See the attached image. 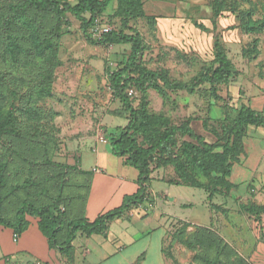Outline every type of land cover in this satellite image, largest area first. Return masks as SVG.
I'll return each instance as SVG.
<instances>
[{
    "label": "rangeland",
    "instance_id": "374dc122",
    "mask_svg": "<svg viewBox=\"0 0 264 264\" xmlns=\"http://www.w3.org/2000/svg\"><path fill=\"white\" fill-rule=\"evenodd\" d=\"M19 1L0 0V106L2 114L11 112L15 116L19 130L18 137L0 138V156L8 163L29 165L18 174L12 172L21 184L30 176L32 165L67 164L78 153L84 167L93 166L96 153L90 149L92 144L85 142L100 130L111 127L116 131L126 124L124 118L116 117L123 105L114 97L109 76L123 66L131 46L90 43L80 23L70 15L59 21L55 14L32 12L29 18L34 26L18 29L5 18L8 14L5 7L7 10L8 3ZM142 1L145 16L128 20L127 26L118 13L117 0H112L95 25L100 30L139 32L143 52L131 76L138 78L154 72L167 80V85L160 81L148 83L140 98L133 101L136 108H142L145 116L154 118L157 124L166 121L175 127L189 124L208 143L216 141L211 122L233 119L241 105H249L264 116V29L256 33L246 29L247 24L264 20V0H237L238 11L218 15L210 8V0ZM94 30L90 29L89 34L92 40H98ZM34 38L36 41L31 42ZM13 40L23 50L17 59L5 51ZM217 46L231 61V78L227 84L215 87L197 86L194 78L216 67ZM154 123L150 124L152 128L161 133V126ZM175 138L179 147L184 142H194L188 134L179 132ZM256 139L264 146V127L249 128L240 162H246L250 143ZM25 141L30 143L22 145ZM179 149L175 147L176 152ZM45 157L48 161H44ZM158 163L156 160L153 166ZM160 169L150 188L161 193L171 184L175 186L172 194H177L182 203V210L161 199L157 204L160 211L169 210L168 213L183 218L173 217L166 225V258L172 264H202L198 256L205 252L200 248V230L206 229L233 243L239 257L250 259V248L256 241H263L260 230L264 229V215L257 223L255 216L249 217L243 208L250 202L264 205V156L252 177L235 185L231 195L219 187L223 193L208 197L204 190L174 183L177 177L173 165ZM203 182L212 187L213 181ZM8 233H0V245L14 247L16 243L11 234L8 238ZM76 245L79 247L81 241H76ZM143 245L141 241L126 248L123 255H114L99 264H123L119 263L122 257ZM100 246L99 241H91L88 249L102 258L122 247L111 244L101 251ZM235 253L230 257L232 263ZM94 256L78 264H96ZM153 258L151 254L150 263ZM13 262V257L10 262L0 259V264Z\"/></svg>",
    "mask_w": 264,
    "mask_h": 264
},
{
    "label": "trees",
    "instance_id": "16d2710c",
    "mask_svg": "<svg viewBox=\"0 0 264 264\" xmlns=\"http://www.w3.org/2000/svg\"><path fill=\"white\" fill-rule=\"evenodd\" d=\"M74 1V4L65 0L11 2L8 3L7 10L5 7L6 13L8 11L5 18L18 29H22L34 26L32 19L29 18L32 12L55 14L59 21L70 15L80 23L90 43L105 47L131 46L130 55L123 66L109 76L114 88V97L123 105L122 112L116 117L126 119L127 125L109 133L107 137L112 146V154L123 158L126 165L138 171L139 190L135 195L126 197L121 207L102 213L91 222L83 214L87 182L76 172V164L45 162L46 164L42 165H32L30 176L20 184L17 182V176L12 172L16 171L18 174L23 167H29V165L13 161L8 163L0 156V231L9 230L12 238L15 235L18 236L17 242H19L30 225L36 224L40 233L46 238L50 250L58 251L64 259V264H75L73 242L79 235H105L114 221L142 204L149 197L148 189L152 172L164 166H174L177 177L174 183L176 184L204 190L208 193V197L223 193L219 187L230 191L231 195L232 189H235V185L230 181L232 169L245 153L244 140L249 128L264 127L263 114L245 104L241 105L233 119L211 122L212 132L216 138L214 143L206 142L204 137L196 134L189 124L175 127L167 125L168 121L157 124L154 118L146 117L144 110L136 108L133 101L140 98L141 90L144 92L148 83L158 81L163 85L168 83L163 76L154 72L145 73L138 78L131 76L133 70L138 67L143 52L141 34L137 31L127 34L124 31L112 30L98 35V40H92L89 30L95 27L97 18L105 12L112 0ZM117 2L118 13L124 20L125 26L128 25V20L145 16L142 0H117ZM209 6L217 15L227 11L236 12L240 8L237 0H210ZM246 29L254 33L262 32L264 20L247 24ZM33 41H36L35 38L31 40ZM32 45L34 46L35 43ZM216 49V67L197 75L194 78L197 86L215 87L229 82L231 61L221 50V46H217ZM5 51L17 59L23 50L13 40L5 46ZM129 89H134L137 96L130 98ZM15 122V116L11 112L7 115L2 114L0 106V138L19 136ZM153 122L161 126V133L155 132L152 128ZM178 132L188 134L194 142H184L179 147L175 138ZM151 134L155 137L152 138ZM27 143L30 141H25L22 145ZM175 147L180 149L176 152ZM156 160L159 163L153 166ZM44 161H48L46 157ZM204 179L213 181L212 187L206 186ZM243 209L249 217L255 216L257 223L262 221L264 205L250 202ZM261 229L260 239L264 241V229ZM205 230H200L202 235L199 242L200 248L205 252L198 256L202 264H252L239 257L222 237ZM191 243L195 245V242ZM214 251L216 255L212 254ZM234 253L236 257L232 263L230 257Z\"/></svg>",
    "mask_w": 264,
    "mask_h": 264
},
{
    "label": "crops",
    "instance_id": "0c3cea01",
    "mask_svg": "<svg viewBox=\"0 0 264 264\" xmlns=\"http://www.w3.org/2000/svg\"><path fill=\"white\" fill-rule=\"evenodd\" d=\"M126 120V119H125ZM126 124L117 128H123ZM115 128V129H117ZM113 128L107 127L103 129L106 137L105 142H100L97 136L91 137V140L85 142V145L92 144L90 149L96 153L93 166L86 168L82 165V157L80 153L74 157L69 165H77L76 172L85 182H87L83 206V214L89 221H94L100 214L112 211L122 206L126 197L135 195L139 190L138 177L139 173L136 169L124 163V159L115 160L112 154V146L107 135ZM251 149L248 152L246 162L234 165L232 183L237 185L243 181H248L252 174L260 167L262 157L264 156V146L259 139L250 143ZM247 146V142H246ZM162 169H157L151 174V181L156 178L157 173ZM247 171L250 177L247 176ZM170 170V174H172ZM150 181V183H151ZM167 183V182H166ZM168 184V183H167ZM164 191L157 193L153 189H148L149 197L140 204L141 210H138L135 216H129V212L122 218L117 219L109 228L105 235L85 236L79 235L73 242L75 248V264L80 260L86 261L87 257L94 256L93 250L88 249L91 241H99L102 244L101 251L111 244H121L122 247L115 248L112 253H106L105 257L97 258L94 263L99 264L106 262L114 255H123L126 248L135 246L141 241L144 245L137 248L133 252L121 258L119 263L126 264H172L164 254L165 237L167 233L166 225L174 217L183 220L181 216L173 215L167 211H160L157 204L159 199L165 200L167 204L179 207L182 210V203H179L177 194H172L171 184L167 185ZM198 190V189H196ZM181 195V194H180ZM137 207V206H136ZM166 210V209H165ZM129 221V222H128ZM140 225V227H139ZM10 232L2 230L0 233ZM8 233V238H9ZM11 237V235H10ZM76 241H81L78 247ZM255 243V242H254ZM233 248V243H228ZM81 251V254L79 253ZM249 255L252 264H264V241H256L250 248ZM154 258L149 262L150 256ZM12 264H64V259L58 251L50 250L46 238L40 233L36 224H31L14 247H8L5 244L0 245V259ZM11 258V259H10Z\"/></svg>",
    "mask_w": 264,
    "mask_h": 264
},
{
    "label": "built area",
    "instance_id": "2783aa9c",
    "mask_svg": "<svg viewBox=\"0 0 264 264\" xmlns=\"http://www.w3.org/2000/svg\"><path fill=\"white\" fill-rule=\"evenodd\" d=\"M94 29H95V30H94V34H95V35H100V34L108 33V32H110V31H112V30H110L109 28H104V29L100 30V29L94 27ZM128 96H129L130 98H134V97L137 96V92H136L134 89H129V90H128ZM97 137H98V140H99L100 142H105V141H106L105 133H104L103 130H100V131L98 132ZM138 206H139V209L141 210V209H142V208H141L142 205H138ZM138 206H137V207H134V208H132V209L130 210V212H129V216H135V215L137 214V211H139V210L137 209ZM13 240H14V242H17V241H18V236L15 235V236L13 237Z\"/></svg>",
    "mask_w": 264,
    "mask_h": 264
}]
</instances>
